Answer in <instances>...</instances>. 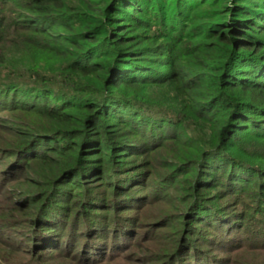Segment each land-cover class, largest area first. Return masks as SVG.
<instances>
[{"label": "trees", "instance_id": "1", "mask_svg": "<svg viewBox=\"0 0 264 264\" xmlns=\"http://www.w3.org/2000/svg\"><path fill=\"white\" fill-rule=\"evenodd\" d=\"M0 195V264H264V0H0Z\"/></svg>", "mask_w": 264, "mask_h": 264}, {"label": "rangeland", "instance_id": "2", "mask_svg": "<svg viewBox=\"0 0 264 264\" xmlns=\"http://www.w3.org/2000/svg\"><path fill=\"white\" fill-rule=\"evenodd\" d=\"M6 198H7L6 196L0 195V223L3 222V224H0V233H3L4 230H6L10 224L18 225L20 228L22 226L20 224L23 222L25 223V221L22 219L21 216H19L17 214H13L10 212L13 208H12V206H10L9 202L6 201ZM13 200H14V198H13ZM21 200H22V197L20 198L19 195L17 197H15V202H16L15 204H17V208H22L24 206V201L23 200L21 201ZM161 213H162L161 210L150 209V211H148L146 214H144L140 218L139 223L142 225L150 224L156 218L155 216H157V214H161ZM5 223H7V224H5ZM173 225L176 226V222H174ZM23 226H25V225H23ZM170 227H171V225H170ZM169 229H168L169 231H173L172 227ZM152 236L155 237L154 241L153 240L150 242L145 241V240H142L141 242L139 241L137 246H134L131 249L130 253H126V255L129 254L128 256L117 258V259L113 258L111 261H105L104 263H101V264H143V263L149 264L147 262L149 260V257L152 254L151 248H156V250H159V251L163 250V249H160L157 247L160 245L159 240L162 237H160L159 234H153ZM154 242H156V243H154ZM10 251L11 250L9 248L7 249V245H4V244L0 245V254H4V253L10 252ZM220 256H222L224 258V256H227V254H222ZM142 259H145L146 262H142ZM241 259H242L241 256H238V255H232L231 257L230 256L228 257L229 264H233L235 261L238 264L240 262H243V261H244V263H246V262L255 263L256 262L255 264H262L261 260H256L255 262H252L249 259H245V260H241ZM55 260L57 263L62 262V263H67V264L68 263L78 264L77 261H73L72 259L66 258V257L61 256V255L56 256Z\"/></svg>", "mask_w": 264, "mask_h": 264}]
</instances>
